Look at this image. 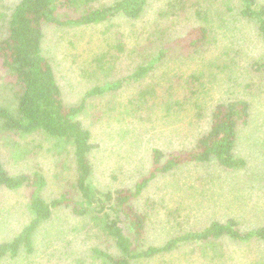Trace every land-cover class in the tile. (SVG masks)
I'll return each instance as SVG.
<instances>
[{"label": "trees", "instance_id": "1", "mask_svg": "<svg viewBox=\"0 0 264 264\" xmlns=\"http://www.w3.org/2000/svg\"><path fill=\"white\" fill-rule=\"evenodd\" d=\"M94 3L95 0H19L8 14L0 12V70L14 101L13 107L0 105V133L24 136L38 133L54 140L57 146L68 144L75 171L73 188L79 194L76 199L73 193L64 191L58 197L46 200L42 195L46 178L41 167L11 175L0 158V188L29 189L27 207L31 213V219L13 238L0 241V262L32 254L39 225L50 220L53 210L60 207L69 209L79 220L94 221L93 224L108 237L112 251L102 249L97 243L89 247L91 255L100 264H134L169 253L185 243H203L213 249L212 245L224 238L238 243L264 241V225L242 230L235 218L226 217L222 221L213 218L199 230L177 233L158 244L147 243L149 213L145 211L147 207L140 210L135 204L157 176L177 167L210 162L225 170H241L246 166L245 159L236 154V142L239 128L250 119L249 101L231 92H224L222 99L213 102L209 96L206 101V96L221 73L231 83L228 88L249 80L244 86L250 88L248 92H264V0H112L109 4ZM189 13L197 22L176 34L169 31L181 14ZM120 15L133 22L129 24L128 34L122 29L114 31L111 37L102 38L100 52L90 59L89 69H83L86 77L96 79V85L91 86L77 103H65L53 67L42 53L44 27L87 26ZM230 26H236L238 31ZM217 30L222 31L225 40L222 53L209 55L207 65L196 62L203 59L195 57L205 46L218 40ZM242 30L245 34L250 30L260 44L261 50L257 54L249 52L252 48L246 50L243 43L240 45ZM130 32L134 33V48L137 51L141 46L145 49L139 53L141 61L124 77L109 79L115 58L127 53L125 42ZM177 58L190 62L183 65L187 67L185 70L178 69L173 73L179 81L174 84V79L167 77V73L170 61ZM243 61L246 69L241 67ZM164 62L167 65L162 76L157 75V68ZM130 83L139 84L138 91L126 99L124 110H120L123 101L119 100L106 111L108 116L116 119L117 114L113 115V112L134 114L143 106H156L163 115L176 118L180 111L192 106V116L203 117L207 126L195 131L187 146L170 151L153 148L147 172L132 187L103 191L90 181L93 172L90 154L97 145L92 141L83 115L92 97L116 93L124 84ZM61 147L64 146H58ZM39 149V144L33 147L32 159L36 158ZM34 163L37 164L38 159Z\"/></svg>", "mask_w": 264, "mask_h": 264}, {"label": "rangeland", "instance_id": "2", "mask_svg": "<svg viewBox=\"0 0 264 264\" xmlns=\"http://www.w3.org/2000/svg\"><path fill=\"white\" fill-rule=\"evenodd\" d=\"M18 1L0 0V12L8 14ZM111 1L95 0L94 4H109ZM195 22L191 13L181 14L169 31L176 34ZM138 23L136 27H139ZM129 24L133 22L120 15L107 22L87 26L44 27L42 53L53 67L65 103H77L91 86L96 85V79L86 77L83 69H89L90 59L100 52L98 49L103 37L113 36L116 30L124 29L127 33ZM230 29L238 31L236 26H230ZM241 32L240 45L243 43L246 50L252 48L249 52L257 54L261 46L251 31L248 30L246 34L244 30ZM217 33L218 40L207 44L202 53L195 57L203 59L196 62L202 61L207 65L209 55L222 53L225 40L221 30H217ZM125 44L130 56L125 53L115 58L116 64L108 75L109 79L124 77L141 61L142 55L139 53L145 49L142 46L139 51L134 48V33H129ZM170 62L167 77L174 79L175 84L179 81L175 80L173 73L178 69L185 70L187 67L183 65L190 61L177 58ZM166 65V62L162 63L156 74L162 76ZM241 67L246 69L245 61ZM3 79L4 73L0 70V105L13 107L10 87ZM215 79L206 101L208 96L213 102L222 99L224 92H231L248 100L251 105L250 119L244 127L239 128L236 142V154L245 159L246 166L241 170H225L213 162L186 164L157 176L135 200L138 209L147 207L145 211L149 213L147 243L158 244L177 233L199 230L213 218L222 221L226 217H233L242 230L264 225V92H248L250 88L244 86L249 80L243 85L228 88L227 85L231 83L224 73ZM138 88L137 83L124 84L116 93L94 96L83 115L92 141L97 145L90 154L93 167L90 181L100 190L132 187L147 172L153 148L170 151L187 146L193 140L195 131L207 126L203 117L192 116V106L184 108L176 118L163 115L156 106H143L141 111L134 114L118 115L113 112V115L117 114L116 119L107 115L106 111L119 100L123 101L120 110H124V102ZM37 144L41 149L32 159L33 147ZM58 146L43 134L24 136L0 133V158L9 174L16 175L41 167L46 178L42 191L44 199L56 198L64 191H70L79 199V194L73 188L75 171L71 148L68 144ZM36 159L37 164L34 163ZM29 192V189L0 188V241L13 238L31 219L27 207ZM80 220L67 208L53 210L50 220L41 223L34 235V252L27 257L20 256L0 264H100L91 255L89 247L97 243L102 249L112 251V244L101 228L93 224L94 221L88 218ZM74 227L78 229L74 230ZM212 246L213 249L203 243H185L169 253L134 264H264V241L238 243L224 238Z\"/></svg>", "mask_w": 264, "mask_h": 264}]
</instances>
